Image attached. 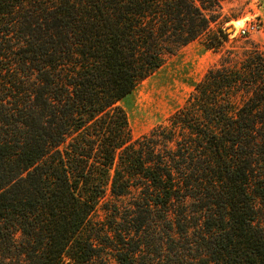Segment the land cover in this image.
I'll return each mask as SVG.
<instances>
[{
  "label": "trees",
  "instance_id": "1",
  "mask_svg": "<svg viewBox=\"0 0 264 264\" xmlns=\"http://www.w3.org/2000/svg\"><path fill=\"white\" fill-rule=\"evenodd\" d=\"M218 0H0V264H264V48H230L163 125L118 105Z\"/></svg>",
  "mask_w": 264,
  "mask_h": 264
},
{
  "label": "rangeland",
  "instance_id": "2",
  "mask_svg": "<svg viewBox=\"0 0 264 264\" xmlns=\"http://www.w3.org/2000/svg\"><path fill=\"white\" fill-rule=\"evenodd\" d=\"M208 14L214 20L211 29L220 28L227 35L223 51L216 53L204 49V38L194 41L168 56L159 70L122 99L118 105L127 116L133 138L165 124L183 106L207 70L219 63L224 51L244 44L264 48V0H218V8ZM235 22L240 23L238 28ZM248 23H255L258 30L240 35L241 27Z\"/></svg>",
  "mask_w": 264,
  "mask_h": 264
},
{
  "label": "built area",
  "instance_id": "3",
  "mask_svg": "<svg viewBox=\"0 0 264 264\" xmlns=\"http://www.w3.org/2000/svg\"><path fill=\"white\" fill-rule=\"evenodd\" d=\"M258 30V27L255 23H248L245 25V27H241L240 29V35H250L255 33Z\"/></svg>",
  "mask_w": 264,
  "mask_h": 264
},
{
  "label": "bare ground",
  "instance_id": "4",
  "mask_svg": "<svg viewBox=\"0 0 264 264\" xmlns=\"http://www.w3.org/2000/svg\"><path fill=\"white\" fill-rule=\"evenodd\" d=\"M234 26H235L236 28H238V27L240 26V23H239V22H235V23H234ZM232 30H234V28H232Z\"/></svg>",
  "mask_w": 264,
  "mask_h": 264
},
{
  "label": "water",
  "instance_id": "5",
  "mask_svg": "<svg viewBox=\"0 0 264 264\" xmlns=\"http://www.w3.org/2000/svg\"><path fill=\"white\" fill-rule=\"evenodd\" d=\"M232 29V28H231Z\"/></svg>",
  "mask_w": 264,
  "mask_h": 264
}]
</instances>
